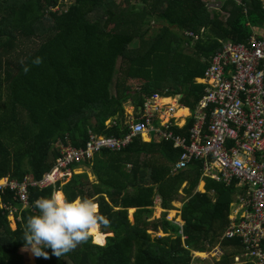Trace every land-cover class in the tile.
Returning <instances> with one entry per match:
<instances>
[{"label":"trees","instance_id":"1","mask_svg":"<svg viewBox=\"0 0 264 264\" xmlns=\"http://www.w3.org/2000/svg\"><path fill=\"white\" fill-rule=\"evenodd\" d=\"M58 5V0H0V181L39 180L56 162L59 142L82 148L89 132L124 138L130 132L129 102L138 108L154 94L181 96V104L194 110L204 94L196 79L221 40L246 42L252 26L264 24L261 0H223L213 11L206 0H74L50 10ZM186 30L201 36L193 41ZM25 42L37 43L25 51L20 48ZM37 57L39 65L33 63ZM192 125L191 119L174 133L185 136ZM178 157L171 141L134 137L119 152L103 150L85 161L92 179L87 172L74 173L65 183L29 188V205L20 211L16 229L0 207V264H193L194 251L214 246L222 251L214 264H233L242 247L223 232L234 185L206 178V192L183 204V226L168 220L167 212L153 219L156 197L171 210L184 182L195 188L202 175L200 161L172 174ZM53 191L99 205L111 222L101 229L108 235L104 244L94 243L92 235L61 257L51 248L43 249L47 258L34 255L26 246L25 224L38 214L34 201ZM13 197L9 189L0 192V204L20 209Z\"/></svg>","mask_w":264,"mask_h":264},{"label":"built area","instance_id":"2","mask_svg":"<svg viewBox=\"0 0 264 264\" xmlns=\"http://www.w3.org/2000/svg\"><path fill=\"white\" fill-rule=\"evenodd\" d=\"M73 1L58 0L59 5L50 10L65 9ZM260 30V35L252 33L246 42L221 40V48L209 58L203 77L196 79L204 86V94L191 110L193 125L186 136L169 130L178 126L176 109L181 97L176 96L174 103H166L169 97L154 94L142 106L135 107L133 113L126 114L130 132L124 138L89 132L82 148L59 142L56 162L39 180L28 176L21 181L2 179L0 192L11 190L20 204V209L10 203L0 204L12 229L20 222V211L29 205V188L44 189L65 183L74 174V165L103 150L121 151L132 138L155 131L161 139L181 149L175 171L200 161L206 178L225 186L234 185L239 194L237 211L229 217L223 236L236 238L241 244V252L233 258L234 264H264V24ZM185 34L194 40L198 38L191 30ZM207 253L219 258L222 251L214 246Z\"/></svg>","mask_w":264,"mask_h":264},{"label":"clouds","instance_id":"3","mask_svg":"<svg viewBox=\"0 0 264 264\" xmlns=\"http://www.w3.org/2000/svg\"><path fill=\"white\" fill-rule=\"evenodd\" d=\"M33 63L39 65L42 59L37 57ZM29 70L28 66L24 67L25 73ZM34 208L38 214L27 218L24 239L34 255L45 258L48 253L43 251L44 248H51L55 256L61 257L87 243L94 232L107 229L111 224L99 212V205L93 199L68 200L59 191H53L50 197L36 199Z\"/></svg>","mask_w":264,"mask_h":264},{"label":"crops","instance_id":"4","mask_svg":"<svg viewBox=\"0 0 264 264\" xmlns=\"http://www.w3.org/2000/svg\"><path fill=\"white\" fill-rule=\"evenodd\" d=\"M206 1L208 3L209 7L211 8V11H213V8H215V6H217V3L220 2V1H223V0H206ZM252 30H253L252 33L256 32L258 35H260V32H261L260 27H258V26H252ZM200 36L201 35L198 34V38L197 39H199ZM193 41H195V40L193 39ZM168 99H171V102L174 103L177 98L175 96V97H169ZM165 102H166V100H165ZM134 109H135V106L132 105V103L129 102L128 104H126V106H125V124L126 125H128L127 124L128 123V120H127L126 114L127 113L130 114L131 112L133 113ZM182 109H186L187 110V114L186 115H180V116H178V112L181 111ZM176 116H177V124H178V126H174V127L172 126L169 129L173 134H175L173 129L176 128V129L181 130V129H184L187 126V124L189 123V121L192 119V117H191V109L188 108V107H184L181 104V102L179 101V106L176 109ZM105 124H107V123H105ZM158 124L159 123L156 120V122H155L156 127H159ZM175 135H177V134H175ZM182 136H184V135H182ZM137 138H140L143 142H146V143H152V142H154V143H160V142H163V141H167V140L161 139L157 135V133L155 131H151V132H148V133H146L144 135L137 136ZM133 139L134 138H132V140ZM132 140H131V142H132ZM168 142H170V141H168ZM173 147L175 149H178L179 150V157H178V161H177V163H178L182 151H181L180 148L175 147L174 144H173ZM176 164H175V166H176ZM80 165H82V166H80ZM175 166L172 169V174L173 173H178L179 171H181V170L175 171ZM187 169H184V170H187ZM72 170H73L74 173H77V174L83 173V172H87L88 175L90 176V178L92 179V177H91V175L89 173V169L86 166H84L83 163L82 164H79V165H74L73 168H72ZM205 179H206V176L203 175V171H202V175H201V177H200V179L198 181V184H197V186L195 188H191L190 187V181L189 180H187L186 182H184V184L182 185L181 189L179 190V193L177 195V198L172 202L173 209H171V210H167V211L164 210L161 207V199L159 197H156L155 198V202H154L155 205L153 207V219H158V218H160L162 216V214L164 212H167V219L168 220L173 221V222L179 224L180 226H183L184 225V221L182 219V208H183V204H184L185 201L187 202L195 193H197V192L205 193L206 192V189H205L206 188V181H205ZM216 182H218V181H216ZM213 193H214V191L211 192V194H213ZM238 198H239V194L237 192H235L234 193V196H233V200L230 203V207H229V215H228L229 217H233L235 215L236 211H237ZM155 208L157 210H159V214L157 216H154L155 215V213H154ZM130 210L131 211L132 210L135 211V209H130ZM161 235H163V234L161 233ZM218 248H220V247L218 246ZM219 258H216V259L218 260ZM233 264H234V262H233Z\"/></svg>","mask_w":264,"mask_h":264},{"label":"rangeland","instance_id":"5","mask_svg":"<svg viewBox=\"0 0 264 264\" xmlns=\"http://www.w3.org/2000/svg\"><path fill=\"white\" fill-rule=\"evenodd\" d=\"M66 6H67V5H64V7H66ZM36 43H37V42H34V43H31V44L29 45L27 42H25V43L21 44L20 48H24V49H26L25 51H27V50L31 49L32 46H35ZM187 50L190 51L191 49L188 48ZM131 86H132L134 89H136V88L139 87V83L136 82V81H132V82H131ZM54 147H58V145H56V146H54ZM80 166H82V165H80ZM224 186H225V185H224ZM134 212H135V211H133V210H132V211L129 210V217L131 218V220H133V214H134ZM154 213H155L154 216H157V215L159 214V210H157V209L155 208ZM173 214H174V213H173ZM12 226H13V228H14L15 223L12 222ZM100 231H101V230H100ZM151 233H152V236H153V237H155V236H161V233H159V234H155L154 232H151ZM194 257H196L197 259H195V260L193 261V264H214V263H215L214 261H215V259H216V257H211V256H209V254L207 253V251H203V252H200V251H194ZM31 258H33V257H31ZM216 260H217V259H216ZM233 262L235 263L234 260H233ZM237 264H240V262H238Z\"/></svg>","mask_w":264,"mask_h":264},{"label":"bare ground","instance_id":"6","mask_svg":"<svg viewBox=\"0 0 264 264\" xmlns=\"http://www.w3.org/2000/svg\"><path fill=\"white\" fill-rule=\"evenodd\" d=\"M92 235L94 237V240L97 243L104 244V240H105V237H106L105 234H102L101 231H99V232H94Z\"/></svg>","mask_w":264,"mask_h":264},{"label":"water","instance_id":"7","mask_svg":"<svg viewBox=\"0 0 264 264\" xmlns=\"http://www.w3.org/2000/svg\"><path fill=\"white\" fill-rule=\"evenodd\" d=\"M102 234H103V233H102ZM107 236H108V235H106V237H107ZM106 237H105V238H106ZM94 241H95V240H94ZM95 243H96V244H99V243H97L96 241H95ZM104 243H105V240H104Z\"/></svg>","mask_w":264,"mask_h":264}]
</instances>
